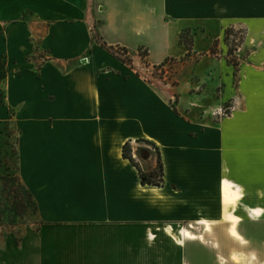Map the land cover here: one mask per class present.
Listing matches in <instances>:
<instances>
[{"label": "crops", "instance_id": "crops-1", "mask_svg": "<svg viewBox=\"0 0 264 264\" xmlns=\"http://www.w3.org/2000/svg\"><path fill=\"white\" fill-rule=\"evenodd\" d=\"M207 21L244 28L246 55L225 73L227 84L218 82L219 96L194 91L200 111L227 102L229 115L185 129L183 120L169 122L166 95L138 71V53L151 65L207 57L195 33H211ZM189 30L187 53L180 36ZM262 51L264 0H0V111H12L18 176L40 221L15 264H187L180 247L193 241L178 229L215 220L200 211L223 180L237 189L246 217H263ZM206 76L224 78L216 69ZM144 140L160 151L162 186L142 184L122 156L126 141ZM155 165L156 157L148 169ZM192 219L177 232L166 225L155 242L156 225Z\"/></svg>", "mask_w": 264, "mask_h": 264}, {"label": "rangeland", "instance_id": "rangeland-1", "mask_svg": "<svg viewBox=\"0 0 264 264\" xmlns=\"http://www.w3.org/2000/svg\"><path fill=\"white\" fill-rule=\"evenodd\" d=\"M217 6L224 9V5ZM207 23L208 26L212 27L211 33H204L202 29L195 30V33H198L197 48L206 51L207 57H203L200 53L196 58L187 57L182 60L176 59L177 57L167 58L162 63L151 65L144 58L143 50L140 49L138 53L141 64H138L136 68L141 74H144L146 70L153 81L154 89H158L160 92V88H162L166 95L165 108L168 110L169 122L177 123V121L183 120L185 129L190 125L216 123L229 115L230 110L227 102L210 114H206L203 109L200 111L198 107L202 106L194 104L193 101L194 98H198L196 97L198 94H194V91L202 92V87L205 86L206 92L215 93L216 91L219 96L223 86L218 82L227 84L224 77L225 73L238 71V65L246 55V53L242 54L240 50L241 43L246 36L244 28L239 24H232L219 30L213 21H207ZM192 33V30L184 31L181 34V41L192 43ZM216 35L218 36L216 37ZM229 47L233 49L232 54L228 51ZM119 53L128 63L132 62V59L124 56L126 51ZM252 54H258V52ZM261 54L264 55V51ZM214 66L215 68H213ZM4 69V63L0 61V76L4 73ZM212 69H216L224 78H217L214 83H210L206 74ZM8 112L7 117L2 116L4 113L0 111V264H15L18 249L32 240L40 224L37 211L34 210L33 200L28 195L29 191L21 183L18 176L17 134L10 125L12 111L9 110ZM131 146L133 157L142 170L150 171L151 169L148 168L154 165L156 157L154 147L146 142H134ZM183 165L184 168L188 167V164L187 167H185V163ZM171 188L174 189V187ZM214 190L212 189L216 196L213 194L206 202L208 206L202 207L200 211L201 214L217 221L213 224L214 232L213 234H204L206 243L186 242L185 246L180 247L182 248L181 256L183 255L180 261L185 260L187 264H248L250 253L254 250L257 257L254 264H260L264 260V215L256 220L246 217L245 211L236 205L238 198L235 197L227 201L221 192V184L218 185L217 189L216 183ZM159 207L166 208L162 205ZM171 209L169 208V210ZM228 212L240 216L239 230L248 240L247 246H240L225 233V226L228 225L225 216ZM190 222H194V219L175 223L166 221L159 226L156 225L157 231L155 232H159L161 235L155 239V242H160L161 237L166 236L163 232L166 225L172 223L174 232H177L179 226L187 225ZM197 229L196 232L202 231L200 225ZM167 240L170 247L169 252L172 255L170 262H175L176 254H171V247L175 243L169 237ZM215 241L218 244L217 247L214 246ZM231 251L239 253L238 262L231 259ZM220 256L225 258L224 263H221Z\"/></svg>", "mask_w": 264, "mask_h": 264}, {"label": "bare ground", "instance_id": "bare-ground-1", "mask_svg": "<svg viewBox=\"0 0 264 264\" xmlns=\"http://www.w3.org/2000/svg\"><path fill=\"white\" fill-rule=\"evenodd\" d=\"M232 186H233L232 183L229 181L223 180L221 182V192L227 201L232 200L235 198V196H237V193H238L237 189ZM152 190L154 192H157V189L155 186H152ZM225 217L228 221V225L225 226V233L227 234V236L231 238L232 240L236 241L240 246H243V247L247 246L248 240L243 236V234L239 230V223L241 221L240 216L233 212H228L226 213ZM215 223H217L216 220L213 221V220L207 219L206 217H201L196 222L197 224L196 226L192 224H190L189 226H181L180 229H178L179 235L185 240L199 241L201 243H206L204 234H213L214 232L213 224ZM199 225L201 226L202 231L196 232L195 230L198 228ZM168 231L170 234L175 236L174 233L170 231V229H168ZM214 246L215 247L218 246L216 241L214 242ZM230 257L235 262H238V260L240 259L239 253L235 251H231ZM220 259H221V263L225 262L224 257L220 256ZM256 259L257 257L255 253L251 252L249 256L248 264H254ZM260 264H264V262H260Z\"/></svg>", "mask_w": 264, "mask_h": 264}, {"label": "trees", "instance_id": "trees-1", "mask_svg": "<svg viewBox=\"0 0 264 264\" xmlns=\"http://www.w3.org/2000/svg\"><path fill=\"white\" fill-rule=\"evenodd\" d=\"M180 38H182V35L180 36ZM181 42L186 47L187 53H189L191 51V48H192L191 47L192 43L183 42V41H181ZM228 51L232 54L233 49L231 47H229ZM233 63L235 64V61H233ZM3 77H4V73L2 74V76H0V80ZM2 97H3V94L0 91V101H2ZM140 140H142V139H140ZM137 141H139V140H137ZM144 141L146 143L152 145L155 149V152H156V165L153 169H151L148 172H145L142 170L141 166L136 162L135 158L133 157L132 146H131V143L129 141H126L122 145V156L124 158H127L130 161V163L135 166V168L137 169L138 177H139L140 182L142 184H151V185H156V186H162L163 181H164V168H163V162L161 159L160 151H159L158 147L155 145V143L148 141V140H144ZM28 195L33 200L34 210L37 211L36 201L34 200L32 194L30 192H28Z\"/></svg>", "mask_w": 264, "mask_h": 264}]
</instances>
